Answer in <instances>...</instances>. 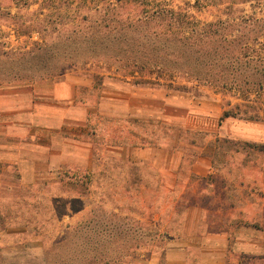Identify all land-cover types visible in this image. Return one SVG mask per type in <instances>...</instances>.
I'll return each mask as SVG.
<instances>
[{
  "label": "crops",
  "instance_id": "1",
  "mask_svg": "<svg viewBox=\"0 0 264 264\" xmlns=\"http://www.w3.org/2000/svg\"><path fill=\"white\" fill-rule=\"evenodd\" d=\"M237 8L243 15L255 12L264 18L256 12L264 13V0L241 2ZM106 85L104 82L102 86ZM47 86H51L50 93L42 94L41 87ZM139 86L130 91L135 103L109 89L97 93L94 81L70 73L54 84L15 85L9 87L8 95L0 93V250L6 264H45V251L53 242L86 221L91 224L111 215L135 219L146 227L137 233L145 235L149 244L142 255L124 264H190L189 250L195 247L192 235L223 239L227 229L209 221L218 217L221 207H213L210 215L204 200L220 204L209 188L220 185L223 190L227 182H235L210 184L213 157L203 149L191 156L194 146L180 141V134L172 145L142 143L148 137L142 127L127 129L131 134L128 139L109 135L104 143L107 149L101 152L90 123L92 107L82 93L88 91V97H98L102 118L125 120L128 125L150 119L188 132L194 130L191 123L198 113L217 117L223 125L243 120L221 121L224 111L231 108L229 98L221 94L195 105L184 96L149 93ZM148 95L156 105L147 103ZM47 99L56 104L45 102ZM236 102L233 100L232 105ZM168 109L171 111L166 113ZM233 131L239 137V129ZM149 176L154 178L148 180ZM235 186L244 187L243 183ZM228 190L226 186L221 193L226 196L222 201L228 198ZM37 218L53 219L54 228L45 232L55 235L51 243L26 238L31 233L42 234V226L35 223Z\"/></svg>",
  "mask_w": 264,
  "mask_h": 264
},
{
  "label": "trees",
  "instance_id": "2",
  "mask_svg": "<svg viewBox=\"0 0 264 264\" xmlns=\"http://www.w3.org/2000/svg\"><path fill=\"white\" fill-rule=\"evenodd\" d=\"M55 1L44 0L43 4ZM247 1L229 0L225 3L226 18L202 23L191 18L188 10H175L166 3L152 9L147 7L140 16L133 17L122 14L121 9L126 7L123 0H116L111 15L109 10L98 14L101 10L90 7L91 2L84 0L89 12L82 19L85 24L70 27L64 24L58 29L51 23L56 35H46L43 30L33 50L0 53V80L33 83L61 80L78 66L105 64L123 69L122 76L131 78L134 85L168 88L182 85L180 89L185 91L207 88L229 98L227 105L231 108L224 111L221 121L236 118L264 124V18L255 12L243 15L240 11L237 16L233 12L235 5ZM34 2L17 0L16 6L20 10L30 9L37 4ZM215 2L195 0L193 7L203 9ZM41 16L40 11L37 21ZM15 24L20 35L21 26L18 21ZM181 80L187 85L180 84ZM232 99L237 101L234 105ZM117 219L125 222L122 225ZM130 220L111 215L100 223L89 224L87 228L99 239L90 243L91 238L83 247L81 231L76 227L46 249L45 264H124L138 258L139 253L127 250L117 251L114 258L110 256L114 251L105 245L116 237L129 238L133 229L126 223ZM141 236L149 244L147 237ZM68 243L72 245L68 261L50 258L52 252L63 254Z\"/></svg>",
  "mask_w": 264,
  "mask_h": 264
},
{
  "label": "rangeland",
  "instance_id": "3",
  "mask_svg": "<svg viewBox=\"0 0 264 264\" xmlns=\"http://www.w3.org/2000/svg\"><path fill=\"white\" fill-rule=\"evenodd\" d=\"M34 1L35 0H32V2ZM43 1L44 0H36L34 3L37 4L30 9L25 8L20 10L16 6L17 0H0V53L6 51L8 53L18 54L33 50L36 44L40 42L38 35L42 34L43 30L46 31V35L52 33L56 35L55 31L57 30L55 27H51V23H53L52 26L59 27L58 29H61L64 24L68 27L85 24L82 19L89 12L86 8L88 5L82 2L84 0H56L55 2H48L45 4H43ZM89 1L91 2L90 7H98L101 10L100 13H98L100 15L104 14L105 10H109V15H111V10H113L112 8L116 3V0ZM219 1L220 0H216L214 6H208L203 9L200 7L199 9L196 6L193 7L195 0H123L126 7H123L121 12L123 15H134L133 17H135L140 16L141 12L147 7L148 9H152L157 5H164V3H166L175 10H188L191 18L206 23L227 17L224 13L227 0L224 3ZM42 4L43 6L45 5L44 11L40 10ZM220 6L222 8H220ZM234 7L237 9L233 11L234 16H237L240 9L237 8V5ZM246 10L249 11L250 8ZM40 11L42 16L39 18V21H37L38 12ZM256 12L260 15H264L262 12ZM91 15L94 17L93 14ZM17 21L19 22V27L21 26L20 35H18L16 30L18 26L15 23ZM68 73L78 77H86L94 81L97 93H102L103 90L109 89L117 93L120 98H131L135 103V98L131 97L130 91H134V89L140 86L134 85L131 78H124L122 76L123 69L121 68H117L116 66L108 67L105 64H93L85 67L78 66ZM94 76L101 78V80L98 78L94 79ZM61 80L55 79L38 83H33L34 81L30 80H0V93L4 91L3 93L8 95L11 91L9 87L15 85H48V83L54 84ZM104 82L107 83L106 86H102ZM179 82L180 84L187 85L182 80ZM142 87H144L142 89H145L149 93L162 91L166 96H184L188 98L190 102L193 101L195 105L200 102H207L206 99L214 97L215 94L207 88H189V90L185 92L183 89H180L183 87L182 85H179L177 88H168L165 85L162 87L150 85ZM50 88L51 86H47V88L41 87L40 91L42 94H49L51 91L49 90ZM24 92H29V90ZM88 95V91L82 93V98L86 99V102L91 104L94 117L90 118V123L93 128V133L97 136L95 137L96 143L101 144V152L107 149L104 147V143L108 140L109 135H111L112 139L113 136H116L117 140L123 138L128 139V136L131 134L127 133V129L135 131V129L142 127L148 132V137L146 139L142 138V143H146L147 141L153 146H159L167 142L172 145L174 140H176V135L180 134V141L186 144L192 143V146H194V148H191L192 152H189L191 156L199 155L198 152L200 153L203 149L207 155L213 157L214 174L210 176V184L217 183L218 185L221 180H233L235 182L234 184L227 182L229 184L224 186V188H226V186L229 187V196H227L228 198L225 201H222V199L226 196L223 197L221 195V193H224L223 187V190H221L220 185L217 189L215 187L209 188L211 189V193L214 192V194H217V199L221 200L220 204H217V202L210 204L209 201L204 200L206 206L209 204L208 213L210 215H213V207H221V209L219 208V210H217V213L218 211L220 213L217 214L218 217H212L209 221L210 223L215 222V224H217V226H215L218 228L223 227V229H227V233L221 235L223 237L221 240L219 238L210 237L207 239V237H202L200 234L192 235V244L195 245V247L193 246L194 248L189 250L188 255L190 264L200 262L203 264H264V147H259L260 145L264 146L263 125H251L243 121H238V124L233 121L229 123V125H223L219 123L217 117L204 116L199 113L197 116L195 115L196 117L191 123V128L194 130L188 132L186 130L184 131L181 127L178 128L177 126L169 125V123H165L164 126H161L160 123L150 119L148 122L144 121L142 123L136 121V123H130V125H128L125 120L102 118L99 113L100 107L98 103L96 104L98 97L96 98V95H93V98H90ZM145 98H147V103L149 105H156V100L152 98V95H148V97ZM41 100V98L37 99V101ZM44 101L51 105L56 104L52 99ZM97 102L100 101L98 100ZM145 102L146 99L143 103ZM168 111H171V109L166 110V113ZM236 128L239 129V137L236 135V131H233ZM233 133H235V135ZM133 134L136 135L135 132ZM253 145H258V147H254ZM236 151H239V153H235ZM153 178L154 177L149 176L147 179L151 180ZM236 183H243L244 187L237 188L235 186ZM105 219L106 217L101 220H94L92 225L100 223ZM46 221H48V223H46ZM116 221L122 225L125 222L120 219ZM135 221L136 220L133 219L126 223L134 232L130 233L129 238L122 239V237H119L117 239L116 237L113 241L110 240L105 244L107 247L109 246L108 250L114 251L110 256L114 258L117 257V254L121 252V250L134 251V254H143L142 250L146 246V239L142 238V234H138L137 231H141L146 227L142 224H137ZM35 223L42 226L40 229L43 231L42 234L38 236L37 233H31L26 235V238L28 237L29 240L37 237L42 242L51 243L55 235L49 234L50 232H45L46 230L54 228L55 223L53 219L37 218ZM88 225L89 222L86 221L84 225L79 227L81 231L80 244L82 247L84 246L83 244H88L91 238L93 241H90V243L95 242V239H97V241L99 239L94 232L86 228ZM40 241L38 242L42 244ZM199 243L201 245L200 247L198 246ZM67 245L68 246H65L63 254L60 255L58 251L52 252L50 258L55 261H68L71 256L72 245L71 243ZM6 260L5 254L0 250V264H6ZM22 260L26 261L28 258H22Z\"/></svg>",
  "mask_w": 264,
  "mask_h": 264
}]
</instances>
